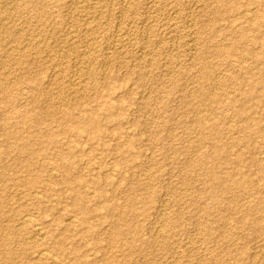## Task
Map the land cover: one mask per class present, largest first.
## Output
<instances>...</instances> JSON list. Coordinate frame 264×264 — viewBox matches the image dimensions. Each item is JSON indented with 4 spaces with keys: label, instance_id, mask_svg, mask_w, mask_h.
Returning <instances> with one entry per match:
<instances>
[{
    "label": "rangeland",
    "instance_id": "1",
    "mask_svg": "<svg viewBox=\"0 0 264 264\" xmlns=\"http://www.w3.org/2000/svg\"><path fill=\"white\" fill-rule=\"evenodd\" d=\"M0 264H264V0H0Z\"/></svg>",
    "mask_w": 264,
    "mask_h": 264
},
{
    "label": "bare ground",
    "instance_id": "2",
    "mask_svg": "<svg viewBox=\"0 0 264 264\" xmlns=\"http://www.w3.org/2000/svg\"><path fill=\"white\" fill-rule=\"evenodd\" d=\"M244 16V15H242ZM248 16V15H247ZM81 19V18H80ZM92 19V18H91ZM81 21V20H80ZM83 22V21H82ZM78 30V29H77ZM85 32V31H84ZM87 35V34H86ZM65 56V55H64ZM88 57V56H87ZM84 60V59H83ZM88 69V68H87ZM59 72V71H58ZM7 85V84H6ZM8 87V86H7ZM5 92V91H3ZM15 110V109H14ZM18 111V110H17ZM215 125V124H214ZM212 126V125H211ZM82 129L81 125H78V127H76V131H80ZM29 148V146H28ZM39 197V196H38ZM40 198V197H39ZM24 212V211H23ZM21 223L23 226H27V227H32L34 228L35 231L40 232V227L41 226H37L36 223L33 221V219L31 218V216L28 215H23L21 216ZM21 228V227H20ZM42 231V230H41ZM41 255V253H40ZM47 255V254H46Z\"/></svg>",
    "mask_w": 264,
    "mask_h": 264
}]
</instances>
